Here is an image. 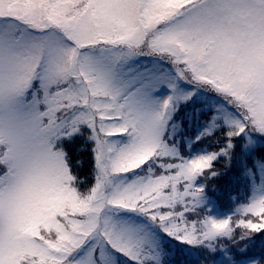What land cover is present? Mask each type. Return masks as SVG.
<instances>
[{"label": "snow or ice", "instance_id": "6c2138e0", "mask_svg": "<svg viewBox=\"0 0 264 264\" xmlns=\"http://www.w3.org/2000/svg\"><path fill=\"white\" fill-rule=\"evenodd\" d=\"M0 264H264V0H0Z\"/></svg>", "mask_w": 264, "mask_h": 264}, {"label": "trees", "instance_id": "16d2710c", "mask_svg": "<svg viewBox=\"0 0 264 264\" xmlns=\"http://www.w3.org/2000/svg\"><path fill=\"white\" fill-rule=\"evenodd\" d=\"M210 143H211L210 141H204L202 147L208 146L210 145ZM75 156L77 159L83 161L82 166L78 168V172L81 180H83L85 182V186H87L92 182L91 153L89 151H85V152L77 153L75 154ZM215 183L219 185L220 192L217 193L218 199L217 197H214V199H217V204L222 210H228L235 207L232 201H230L228 198L229 194L233 196L239 195V197L242 199L245 196L246 192L248 191L243 183L237 185L232 175L222 177L220 180L215 181ZM203 215L204 213H201V216ZM233 219L235 220V217H233Z\"/></svg>", "mask_w": 264, "mask_h": 264}, {"label": "rangeland", "instance_id": "374dc122", "mask_svg": "<svg viewBox=\"0 0 264 264\" xmlns=\"http://www.w3.org/2000/svg\"><path fill=\"white\" fill-rule=\"evenodd\" d=\"M217 206H218V210H219L220 213H228V212H231V211L234 209V208H232V209H228V210H222V209L219 207L218 204H217ZM189 216H190L189 219L195 218V217H194V214L189 215ZM235 219H236V217H235Z\"/></svg>", "mask_w": 264, "mask_h": 264}]
</instances>
